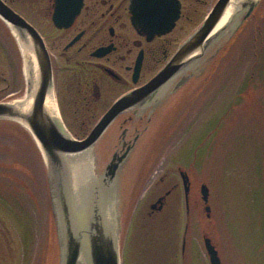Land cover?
<instances>
[{
	"label": "rangeland",
	"instance_id": "374dc122",
	"mask_svg": "<svg viewBox=\"0 0 264 264\" xmlns=\"http://www.w3.org/2000/svg\"><path fill=\"white\" fill-rule=\"evenodd\" d=\"M216 1L207 0L191 16L188 31L202 23ZM24 5L15 9L47 37L58 66H66L60 55L70 37L63 40L49 15L35 9L43 10L45 2ZM10 32L0 20V40L5 44L1 47L11 63H4L0 53L9 79L1 87H7L6 94L18 91L21 68L22 91L15 98H22L23 53ZM232 32L230 27L196 63L195 75L180 92L168 94L155 113L149 115L150 108L142 112L137 121L144 125L145 136L134 172L124 171L118 184L105 186L99 178L104 159L97 160L81 199L77 198L82 211L78 214L91 217L102 216L104 191L117 197L121 264H210L205 234L217 244L223 264H264V0L240 33L231 37ZM12 73L19 83H11ZM99 77L103 98L112 96L107 108L125 88ZM69 78L71 74L65 75L64 83L55 79L56 103L69 132L83 138V128L100 115L72 108L74 99L65 84ZM21 128L15 121L0 120V264H61L59 214L48 175L35 141ZM179 168L191 179L189 211ZM202 184L210 189V217L201 199ZM174 187L164 210L149 216L150 206Z\"/></svg>",
	"mask_w": 264,
	"mask_h": 264
},
{
	"label": "water",
	"instance_id": "95a60500",
	"mask_svg": "<svg viewBox=\"0 0 264 264\" xmlns=\"http://www.w3.org/2000/svg\"><path fill=\"white\" fill-rule=\"evenodd\" d=\"M232 0H218L203 23L180 45L165 66L145 85L131 90L107 110L91 132L84 139L75 138L65 126L61 116H57L47 107V100L54 93V73L51 55L41 33L23 16L14 11L4 0H0V19L17 35L26 40L28 62H24L26 92L24 98L32 97L31 105L23 110V105L13 102L0 103V120H12L22 125L33 137L46 166L53 206L58 211L59 223L57 240L61 264H82L83 252L88 264H121L118 225L108 231L104 219L98 213L86 217L78 214L69 185L70 173L68 160L83 153L92 156V169H96L95 146L116 121L131 110L149 106L159 99L163 91L173 81L181 79L170 88V94L179 90L188 79L182 74L194 69L196 63L217 44L218 39L233 27L232 36L236 35L245 22L253 15L262 0H247L233 15L230 24L222 32H214L225 16ZM84 0H55L52 20L58 29L70 28L80 15ZM132 22L140 33L149 38L163 34L175 26L180 15V4L176 0H132ZM18 41V39H17ZM19 44V41H18ZM21 47V45L19 44ZM103 51L94 55L100 56ZM23 57L24 54H23ZM142 65L140 56L135 67L134 81H137ZM37 73V74H36ZM18 101V100H17ZM15 102V101H14ZM157 106V105H156ZM121 162L115 158L106 167L100 181L105 186L116 184L114 181ZM182 177L187 205L189 204L190 178L183 170ZM201 197L205 211L210 217V190L206 184L201 186ZM165 197L151 206L152 210L162 209ZM76 209V208H75ZM73 215V217H72ZM76 217V220H74ZM79 219V220H78ZM74 220V222H73ZM204 246L210 264H223L219 251L213 240L204 235Z\"/></svg>",
	"mask_w": 264,
	"mask_h": 264
},
{
	"label": "flooded vegetation",
	"instance_id": "af4514ba",
	"mask_svg": "<svg viewBox=\"0 0 264 264\" xmlns=\"http://www.w3.org/2000/svg\"><path fill=\"white\" fill-rule=\"evenodd\" d=\"M4 1L27 20V16L17 10L19 6L24 8V4L27 3L45 2L46 5L43 10L35 9L40 12L42 11L45 15L48 14L54 25L52 15L54 13L55 0ZM176 1L180 4V15L175 26L163 34H156L150 38L140 33L133 25L131 13L132 0H84L80 15L70 28L58 29L54 25V28L61 32L63 40L66 37H70L68 42L62 47V53L60 55L64 58L66 66L60 68L52 55L51 59L57 83L65 75L71 74V78L66 79L65 84L68 85L71 92L70 97L74 99L72 108L75 105L78 107V110H82L81 112L93 113L101 117L117 99L129 91L146 84L165 66L180 45L191 35L192 31H188L190 30L191 16L199 13L201 8L207 4V0ZM48 3H50V7ZM28 8L30 10V7ZM34 27L37 29L36 26ZM39 32L43 36L48 50L51 51L47 37L41 31ZM0 42L1 47L4 43L1 40ZM0 51L3 56L2 60L5 63L6 60L8 61L7 53L4 52L2 47ZM97 51H103V53L100 56H95L94 54ZM140 56L142 57L141 70L137 81H134L135 67ZM2 65L0 62V103L14 99L22 91V70L20 68L18 73L19 82H21L19 90L11 94H6L7 87L2 88L1 83L4 84L9 79L5 77L6 74L3 70L4 66ZM13 74L11 83H19L18 81L16 82ZM148 74H151V76L145 80ZM194 75L193 69L183 73L181 75L182 79H188L184 85L188 84ZM99 76L105 78L104 80L108 84H116L120 89L125 88V91H122L111 103L109 102L110 104L107 108L104 105L108 102V99H112V96H105L103 98L104 93H102L100 88ZM180 80L177 79L167 86L159 99L155 100L156 102L151 105L121 115L100 139L98 143L99 150L96 147V159H104V168L114 158L115 162H121L114 179L117 184L122 173L128 172L129 170L131 173L134 172L135 166H133V162L138 161L140 155H142L141 148L145 130L142 122H138L137 120L143 118L142 112L148 108H150L147 110L149 115L160 109L161 107H156L170 94V88L175 82H179ZM126 115H133L134 119L132 117H126ZM90 124L91 122L89 121L83 130L91 129L95 123L88 126ZM114 126H117V128L113 129ZM105 171L106 168L103 174H105ZM137 190L138 187L134 186V191ZM170 195L164 199L162 209L157 208L155 211H151L149 216L163 211ZM187 243V236H184L181 247V255L184 258V262L186 259Z\"/></svg>",
	"mask_w": 264,
	"mask_h": 264
},
{
	"label": "bare ground",
	"instance_id": "6f19581e",
	"mask_svg": "<svg viewBox=\"0 0 264 264\" xmlns=\"http://www.w3.org/2000/svg\"><path fill=\"white\" fill-rule=\"evenodd\" d=\"M247 0H232L231 5L229 9L227 10L225 16L220 21L218 26L215 29L216 32H222L224 31L228 25L231 22V19L233 15L236 13V10L238 7L244 3ZM17 39L19 41V44L21 45V51L24 54V62L28 61V51L26 49V40L19 37L17 35ZM29 62V61H28ZM30 63V62H29ZM37 74V73H36ZM23 105V110L28 109V106L31 105L32 97H28V99L25 100H18L13 102L14 105L19 106L21 104ZM47 107L53 111V113L57 116H59V111L56 103V99L53 95H50L47 100ZM68 166H69V175H70V181L69 185L72 190V196L74 199V202L76 204V211L82 212L78 205L77 200L81 199L82 190L84 189V184L86 181H88L89 177L94 173L92 169V156L90 153H83L74 157H70L68 160ZM80 196V197H79ZM78 198V199H77ZM117 197H113V194L111 190L104 191L101 196L100 200L102 202L101 212H102V218L104 219L105 226L108 231H113L118 226V202L116 200ZM78 207V208H77ZM84 214V213H83ZM79 220V219H78ZM87 255L85 252L81 255L80 262L82 264H88V259L86 257Z\"/></svg>",
	"mask_w": 264,
	"mask_h": 264
},
{
	"label": "trees",
	"instance_id": "16d2710c",
	"mask_svg": "<svg viewBox=\"0 0 264 264\" xmlns=\"http://www.w3.org/2000/svg\"><path fill=\"white\" fill-rule=\"evenodd\" d=\"M87 132H88V130L86 131V130H82V132H81V135H85V134H87Z\"/></svg>",
	"mask_w": 264,
	"mask_h": 264
}]
</instances>
